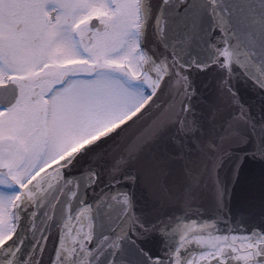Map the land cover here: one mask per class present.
I'll return each instance as SVG.
<instances>
[{"label": "snow or ice", "instance_id": "1", "mask_svg": "<svg viewBox=\"0 0 264 264\" xmlns=\"http://www.w3.org/2000/svg\"><path fill=\"white\" fill-rule=\"evenodd\" d=\"M0 264H264V0H0Z\"/></svg>", "mask_w": 264, "mask_h": 264}]
</instances>
